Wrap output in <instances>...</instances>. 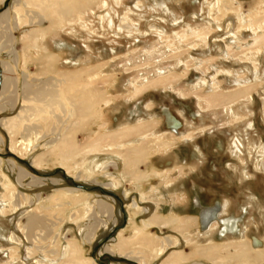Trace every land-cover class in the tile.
Segmentation results:
<instances>
[{
	"label": "rangeland",
	"instance_id": "1",
	"mask_svg": "<svg viewBox=\"0 0 264 264\" xmlns=\"http://www.w3.org/2000/svg\"><path fill=\"white\" fill-rule=\"evenodd\" d=\"M13 116V264H62L69 244L77 264H264V0H0V121ZM194 198L220 205L205 231Z\"/></svg>",
	"mask_w": 264,
	"mask_h": 264
},
{
	"label": "bare ground",
	"instance_id": "2",
	"mask_svg": "<svg viewBox=\"0 0 264 264\" xmlns=\"http://www.w3.org/2000/svg\"><path fill=\"white\" fill-rule=\"evenodd\" d=\"M156 47V46H155ZM152 48V47H151ZM165 48V47H164ZM164 48H162V46L160 47L159 46V48L157 47L153 52H149V51H145L144 53H142V55L141 56H139V60L140 59H144L146 56H150V54H152V55H155V57L154 58H157L158 59V57L159 56H161V55H163V54H165V50H164ZM166 49V48H165ZM135 60H138V57L135 59ZM138 60V61H139ZM164 68V67H163ZM156 69V68H155ZM166 69L168 70V68H164V69H161V71H163V72H165L166 71ZM7 71V70H6ZM166 73V72H165ZM160 74V71L158 72V70L157 71H155V72H151V74L150 75H148V76H145L143 79H145L146 81L147 80H149V78H153L155 75H159ZM141 76L143 77V75L141 74ZM144 81V80H143ZM11 82H13V77H11V76H6L5 78H4V80H3V87L4 88H6V85H8L9 83L11 84ZM142 82V81H141ZM139 83H140V81H139ZM202 83L204 84V81L203 82H198L197 83V85L198 86H201L202 85ZM28 91V90H27ZM29 93H31V94H33L34 95V97L37 99V100H42V98L41 97H43V96H49L50 97V99H48L47 100V102L48 103H50L49 101H51V98H53V96H55V93H53V92H46V94H44L43 92H42V90H38V91H28ZM45 99V98H44ZM47 104V103H46ZM19 115V114H18ZM167 118H169L168 119V122H169V126L171 127V129H173V130H171V131H168L167 133L169 134V135H171V136H176V138L178 137V138H181V139H183V140H189V139H191V137H186V136H184L183 135V133H179V131H178V127H179V125H180V123L173 117V116H171L170 114H168L167 113ZM0 123H1V125L6 129V130H8V131H11L13 128H15L16 127V125H17V118H15V116H13V117H11V118H3V119H1V121H0ZM249 144V143H248ZM252 143H250V145H251ZM249 145V146H250ZM253 145V144H252ZM251 147V146H250ZM253 147H254V145H253ZM252 148V147H251ZM254 149V148H253ZM256 165V164H255ZM26 175H28V173H26V172H24L23 170H21V169H18V178L20 179L21 177H24V176H26ZM31 178H32V180L34 181V183H37L38 182V184L39 183H41V180L38 178V177H35V176H31ZM0 179H2L1 177H0ZM4 180H5V178H3ZM18 179V180H19ZM3 182V181H2ZM5 182V181H4ZM0 198H1V195H0ZM2 200L0 199V202H1ZM4 203V202H3ZM15 203V202H14ZM217 203V202H216ZM0 204H2V203H0ZM19 205V204H18ZM97 207L101 210V211H106L107 210V215L108 216H111V205H109V204H106L105 202H103V201H98L97 202ZM194 205L196 206V207H198L199 208V217H198V220L199 219H201L202 221H203V224L205 225V227L204 228H202L201 230H203V231H205V230H207V228H208V226L210 225V223L212 224V222H216V221H218V214L220 213V211H221V208H220V205H219V203L217 204V207L218 208H216L215 209V211H214V216L212 217V215L210 214L211 212H210V210H209V208H215V204H214V206H209V207H206V209H204L203 207H205V206H201V204L199 203V199L198 198H194ZM201 208L203 209V210H201ZM3 206L2 207H0V214L1 213H3ZM107 218V217H106ZM97 220H98V218H97ZM105 221V220H104ZM104 221H102V220H100V222L98 221L97 222V225H100V224H102V225H104ZM40 222V220H39V218H37V217H35V216H29L28 217V219H27V222H26V227L27 228H32L33 226H36L38 223ZM226 222V221H225ZM96 224V223H95ZM226 225H230V222H227L226 223ZM201 226V225H200ZM97 226L95 225V226H93V229H95ZM224 232H221V230H220V234H223ZM2 237V235L0 234V238ZM140 239V238H139ZM141 239H142V237H141ZM7 240L8 241H10L11 243H13L14 241H13V238H12V236H11V234L10 235H8V237H7ZM144 243H145V241H143ZM257 242V241H256ZM15 243V242H14ZM118 244H119V246H122V245H125L126 244V242L124 241V240H120L119 239V241L117 242ZM257 244H258V242H257ZM257 244H254L255 246L257 245ZM252 246V245H251ZM69 249L67 250V252L65 253V252H63L62 254H66L67 255V258L65 259V261L62 263V264H77L78 263V258H77V255H76V248H75V245H73V244H69V247H68ZM75 248V249H74ZM123 248V247H122ZM252 248H254V247H252ZM11 248L10 247H6V248H3L2 246H1V244H0V252L1 253H5L4 255H5V258H7V261L10 263V264H13L12 262L15 260L14 258H9V255L7 254V252L8 251H11L10 250ZM12 249H13V247H12ZM163 249H164V247L163 246H161L160 248H159V254L160 253H162L163 252ZM107 250H108V248H107ZM247 250V249H246ZM246 250L243 248V247H241L240 248V250H238L236 253H235V255L234 256H246L247 258H248V256L247 255H245V253H246ZM66 251V250H65ZM175 258H177V255H176V253H173V254H171L169 257H168V259L170 260V261H166V264H173V262H174V259ZM135 260H138L136 257H135ZM140 261V260H139ZM238 261H239V259H238ZM244 263H246V264H249V263H251V261H245ZM35 264H37L36 262H35ZM141 264H144V263H141Z\"/></svg>",
	"mask_w": 264,
	"mask_h": 264
},
{
	"label": "water",
	"instance_id": "3",
	"mask_svg": "<svg viewBox=\"0 0 264 264\" xmlns=\"http://www.w3.org/2000/svg\"><path fill=\"white\" fill-rule=\"evenodd\" d=\"M217 204H218V203H215V208H213V207H212V208H209V210H210V212H211L210 214L212 215V217L214 216V211H215V209L218 208V207H217ZM213 206H214V205H213ZM203 208L206 209V206L203 207ZM201 210H203V209L201 208ZM198 217H199V216H198ZM199 222H200L201 227L204 228L205 225L203 224V221H202L201 219H199Z\"/></svg>",
	"mask_w": 264,
	"mask_h": 264
},
{
	"label": "flooded vegetation",
	"instance_id": "4",
	"mask_svg": "<svg viewBox=\"0 0 264 264\" xmlns=\"http://www.w3.org/2000/svg\"><path fill=\"white\" fill-rule=\"evenodd\" d=\"M256 241H257V240H254V244H257V242H258V244H259L260 241H257V242H256Z\"/></svg>",
	"mask_w": 264,
	"mask_h": 264
}]
</instances>
